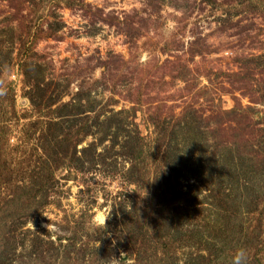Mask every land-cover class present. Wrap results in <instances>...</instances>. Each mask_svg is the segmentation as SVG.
Here are the masks:
<instances>
[{"label": "rangeland", "instance_id": "rangeland-1", "mask_svg": "<svg viewBox=\"0 0 264 264\" xmlns=\"http://www.w3.org/2000/svg\"><path fill=\"white\" fill-rule=\"evenodd\" d=\"M240 248L264 264V0H0V264Z\"/></svg>", "mask_w": 264, "mask_h": 264}, {"label": "trees", "instance_id": "trees-1", "mask_svg": "<svg viewBox=\"0 0 264 264\" xmlns=\"http://www.w3.org/2000/svg\"><path fill=\"white\" fill-rule=\"evenodd\" d=\"M90 126L91 125H87L86 123H84V125L81 128H79L77 130V132H82V135H84V134H86L85 132L89 131L88 129H89ZM60 127H61V124H59V121L56 120V119H52L49 122L48 129H47V133H48V136L49 137L44 138L45 144L48 143V145H52V146L53 145H56L57 146V148L59 150V153H57V154H60L61 161L63 160L62 162H66V160H67V162H66L67 165L66 166H68V168H72V169H82V168H84L83 167L84 165H88L90 163H93L94 158L97 157V156H94L93 155L94 149H92V146H88L87 148L81 149L80 150V153H79L76 149L75 150H73V149L72 150H66V149L61 148V145H58L59 141H57V139H53V138L51 139L50 138L52 132L53 133L56 132L57 129H59ZM67 136H68V134L65 135L63 141L67 142V140H68ZM114 140L116 142L117 141V138H115ZM112 142H113V145L114 146L115 145H118L117 143L114 144V141H112ZM121 143H126V141H123ZM123 147L124 146H121V148H123ZM135 150H137V147H136ZM77 153H79L80 156H82V153H86V157L83 159V161H80L79 160L77 162H74L75 161V158H77V157H75V156H77L76 155ZM56 156H58V155H56ZM56 156H54L55 159H57ZM133 159H134V161H137V159H139V155L138 154L134 155ZM68 163L71 164V165L73 164L72 165L73 167H71L70 165H68Z\"/></svg>", "mask_w": 264, "mask_h": 264}, {"label": "clouds", "instance_id": "clouds-1", "mask_svg": "<svg viewBox=\"0 0 264 264\" xmlns=\"http://www.w3.org/2000/svg\"><path fill=\"white\" fill-rule=\"evenodd\" d=\"M108 219L109 218L105 217L104 215H99V216L96 217V220L99 222V224L103 225V226L106 225V221ZM47 229H48V231L56 230L57 229V225L55 223L50 222L47 225ZM121 255H125V254L122 253ZM247 256H248V254H247V251L245 249H243V248L237 249L235 254H234V256H233V258H232L231 264H247ZM112 260H116V259L113 258Z\"/></svg>", "mask_w": 264, "mask_h": 264}]
</instances>
